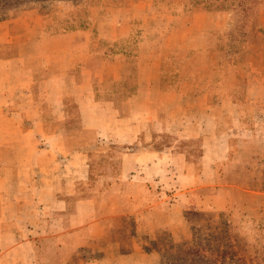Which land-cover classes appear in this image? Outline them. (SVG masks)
<instances>
[{
    "label": "rangeland",
    "instance_id": "374dc122",
    "mask_svg": "<svg viewBox=\"0 0 264 264\" xmlns=\"http://www.w3.org/2000/svg\"><path fill=\"white\" fill-rule=\"evenodd\" d=\"M220 1L15 0L0 5V19H21L23 12L34 9L50 21L71 18L90 21L94 27H101L116 8H125L127 19H134L130 23L133 32L113 49L133 61L140 49L139 34L151 40L166 66V87L177 82L185 63V75L191 81L186 108L192 115L198 113L196 117L204 114L205 122L216 113L213 134L191 139L185 133L178 144L196 172H202L205 159L212 173L197 177L184 207L177 205L172 190L148 193L127 187L124 155L130 146L108 144L103 131L94 138L82 128L79 115L69 113L64 128L74 144L61 147L60 152L78 153L75 167L80 172L74 192L64 197L67 208L62 215L69 217L42 213L34 204L38 195L32 193L29 179H17L16 193H4L2 200L17 205L9 211V219L15 216L12 220L4 211L10 226L2 232H9L11 239L0 238V264H122L115 257L132 254L134 240L138 251H157L158 260L152 264H264V0H253L245 11L236 2L229 5L233 0ZM216 4L226 8L213 10ZM133 65L105 64L104 71L112 74L122 68L127 77L122 83L103 80L96 84V98H111L119 106L134 89ZM164 97L159 95L158 101L170 99ZM174 137L178 136L163 133L156 146L170 145ZM8 148L0 170L39 169L34 160L39 147H21L20 152L18 147ZM17 154L20 159L34 158L18 162ZM61 164V169L69 167L65 161ZM0 186L14 187L7 178ZM152 197L157 221L171 227V233L161 232L155 239L144 227ZM87 200L93 201L89 207ZM21 204L25 224L18 223ZM45 218L49 222L62 219L73 228L58 233L60 228L45 224ZM86 222H101L102 235L88 239ZM22 236L30 240L20 243ZM132 259L129 264H142L134 261L136 253Z\"/></svg>",
    "mask_w": 264,
    "mask_h": 264
},
{
    "label": "crops",
    "instance_id": "0c3cea01",
    "mask_svg": "<svg viewBox=\"0 0 264 264\" xmlns=\"http://www.w3.org/2000/svg\"><path fill=\"white\" fill-rule=\"evenodd\" d=\"M36 11L23 12L21 19H0V163L4 161V152L8 154L10 151L8 147H18V152L21 147H39L34 159L39 162V169L0 170V182L7 178L14 185L7 189L0 186V238L11 239L10 233L2 232V229L10 226L9 220L15 216L9 219V211L17 205L16 201H2L4 193H16L17 179L22 177L29 179L32 193L38 195L34 204H38L42 213L51 211L57 216L69 217L62 215L67 208L64 197L74 192L73 186L80 173L75 167L79 154L60 152L61 147L74 144L72 136L68 137L64 128L69 113L76 112L84 122L82 128L94 138L103 131L108 144L130 146V152L124 155V168L129 169L127 187L148 193H154L151 192L154 189L172 190L178 198L177 205L184 207L197 177L207 175L210 164L203 159L199 174L188 164L187 153L178 144L185 138L182 136L185 133L189 134L186 138L191 139L213 134L216 118V113H212L205 122L204 114L199 113L196 117L198 113L192 115L186 108L185 99L191 90V81L185 75L186 64H183L177 82L167 88L166 66L151 40L145 41L139 34L137 43L140 49L133 61L128 60L123 51H115L113 46L126 41L133 32L130 23L134 19H127L129 11L125 8H116L101 27H94L96 25L89 21L86 26L69 30H55L54 21L44 19ZM141 44H144V49H141ZM115 63L129 67L130 63L134 64L136 72L134 89L125 94L119 106H115L111 98H96V84L103 80L122 83L127 77L122 68L112 74L104 71L105 64ZM159 95L170 99L160 102ZM166 132L178 137H174L170 145L157 147L158 139ZM33 158L26 155L20 159L19 154L16 155L18 162ZM64 161L69 166L66 170L61 169ZM154 198L148 200L151 203L146 206L150 208L148 217L144 215L148 223L144 227L152 239L171 229L168 222L160 224L157 221L152 209L155 208ZM92 203L86 201L88 207ZM23 207L24 204L17 206L21 211V216H17L21 224H25L26 216ZM6 209L9 220L5 221ZM43 220L47 225L60 228L58 233L73 228V225L67 227L62 219L53 222L46 218ZM100 223L84 224L88 239L102 235ZM12 237L16 238L15 235ZM27 240L29 237L22 236L19 241L24 244ZM132 248L137 254L134 261L142 264L157 262V251H138L135 240ZM133 253L121 254L115 257L116 261L132 263Z\"/></svg>",
    "mask_w": 264,
    "mask_h": 264
},
{
    "label": "trees",
    "instance_id": "16d2710c",
    "mask_svg": "<svg viewBox=\"0 0 264 264\" xmlns=\"http://www.w3.org/2000/svg\"><path fill=\"white\" fill-rule=\"evenodd\" d=\"M12 1H15V0H0V5H5V4H8V3H11ZM223 0L220 1V3L222 2ZM225 2V1H224ZM234 2H236V6L240 7L242 10H246L250 7V5L252 4L253 0H233V2H231L229 5L231 4H234ZM228 5V6H229ZM226 8V6H220L219 4L217 5H214L213 7H211L213 10H219V9H223V8ZM87 22L89 21H86L84 23H82L80 20L76 19L75 21H73V19L69 18V20H60V17H57L56 20H54V28L55 30H69V29H73V28H76V27H83V26H86Z\"/></svg>",
    "mask_w": 264,
    "mask_h": 264
}]
</instances>
